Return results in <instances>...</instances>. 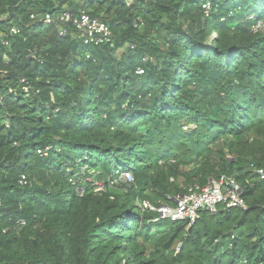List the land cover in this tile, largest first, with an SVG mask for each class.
<instances>
[{"label": "trees", "instance_id": "16d2710c", "mask_svg": "<svg viewBox=\"0 0 264 264\" xmlns=\"http://www.w3.org/2000/svg\"><path fill=\"white\" fill-rule=\"evenodd\" d=\"M81 11L110 43L58 20ZM258 24L264 0H0V264H264ZM221 176L246 209L142 206Z\"/></svg>", "mask_w": 264, "mask_h": 264}, {"label": "built area", "instance_id": "2783aa9c", "mask_svg": "<svg viewBox=\"0 0 264 264\" xmlns=\"http://www.w3.org/2000/svg\"><path fill=\"white\" fill-rule=\"evenodd\" d=\"M32 19L37 16L31 15ZM41 20L50 24L55 22L57 18H53L49 13L43 15ZM59 21L67 23L70 22L78 31V36L85 44H106L110 43L112 33L106 23L97 18L90 17L86 12L81 11L78 15L73 16L69 13H64L58 18ZM59 34H64L65 30L58 28ZM19 32V28L11 26L8 34L15 35ZM6 33H0V44L9 45L6 39ZM141 73V71H138ZM24 82L23 79H21ZM29 87L24 86V91H28ZM8 126V124H5ZM261 177H264V170H259ZM130 174L128 172L122 173L124 180H129ZM21 185L27 183L25 175H22L18 181ZM243 187L234 180L221 176L219 179H212L204 186L193 185L188 187L186 193L179 194L174 199V207L161 205L154 207L148 203H143L144 208L155 210L159 212L160 218H172L179 220H186L188 225L194 224L199 218L202 210H207L212 213L216 211V207L221 204L222 209L230 208L245 209L246 202L242 196Z\"/></svg>", "mask_w": 264, "mask_h": 264}, {"label": "rangeland", "instance_id": "374dc122", "mask_svg": "<svg viewBox=\"0 0 264 264\" xmlns=\"http://www.w3.org/2000/svg\"><path fill=\"white\" fill-rule=\"evenodd\" d=\"M258 25H260V24H258ZM124 181L125 180L122 178V173L121 174L119 173L118 176L115 179L112 180V183L117 184V182L118 183H123ZM100 187H101V185H100Z\"/></svg>", "mask_w": 264, "mask_h": 264}, {"label": "clouds", "instance_id": "9594fccd", "mask_svg": "<svg viewBox=\"0 0 264 264\" xmlns=\"http://www.w3.org/2000/svg\"><path fill=\"white\" fill-rule=\"evenodd\" d=\"M255 28L260 29V30H261V29H264L263 26H260V25H256ZM138 71H141V70H138ZM123 172H124V171H122L121 173H123ZM246 206H247V204H246ZM221 209H222V207H221ZM245 209H246V208H245ZM216 210H217V209H216ZM223 210H224V209H223ZM242 210H244V209H242ZM159 218H160V217H159ZM156 219H158V218H156ZM156 219H155V220H156Z\"/></svg>", "mask_w": 264, "mask_h": 264}]
</instances>
